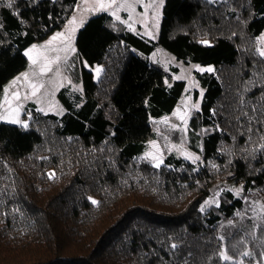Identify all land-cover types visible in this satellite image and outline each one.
I'll list each match as a JSON object with an SVG mask.
<instances>
[{"label":"trees","instance_id":"1","mask_svg":"<svg viewBox=\"0 0 264 264\" xmlns=\"http://www.w3.org/2000/svg\"><path fill=\"white\" fill-rule=\"evenodd\" d=\"M77 2L0 0V98L27 69L24 51L61 30ZM263 31L264 0H165L156 41L91 17L75 43L82 93L63 89L65 112L34 111L27 129L0 122V264H227L222 250L264 264ZM157 48L214 68L195 73L205 92L186 146L198 163L142 157L186 87L150 60ZM82 63L103 67L97 82ZM216 195L219 206L205 203Z\"/></svg>","mask_w":264,"mask_h":264},{"label":"rangeland","instance_id":"2","mask_svg":"<svg viewBox=\"0 0 264 264\" xmlns=\"http://www.w3.org/2000/svg\"><path fill=\"white\" fill-rule=\"evenodd\" d=\"M110 2L111 0H103L105 7L101 9L99 6L100 0H78L72 16L64 27L45 41L34 44L36 47L29 55L36 63L33 64L32 59L27 57V69L9 81L3 89L0 98V122L9 123V120L17 118V112L14 111L17 108L19 109L18 119L21 124L27 123L28 126L34 111L55 115H62L65 112V107L59 98V93L63 89H67L66 92L68 95L74 99L76 94H81L83 91L82 82H78V79H80L79 70L81 69V64L77 58L75 44L77 33L91 17L98 13H107L129 31L153 41L157 40L165 0H163L162 5L160 4V0H116L109 7L108 4ZM117 16L120 17L119 20L116 18ZM73 17L76 18L75 23H69ZM57 33H64V37L57 38L53 41L52 37ZM262 37H264V31L257 39L258 52L264 49V40L261 39ZM32 46L29 48H32ZM57 57H59V60H57ZM149 58L152 62L159 64L169 74L171 79H167L168 82L170 80H181L185 82L186 87L180 102L172 113L157 119L156 122L159 127L156 129L155 135L145 143V150L142 157L151 160L155 164L157 160L153 159V157L163 160L165 152L167 151L192 163L191 160L185 158L184 154L190 153L198 156L199 154L187 148L186 134L192 115L201 108L205 92V89L196 80L195 73H204L199 71L197 66L199 68H214L212 66H203L194 63L185 64L177 61L161 48H157ZM82 65L87 70L93 72L94 80L97 82L103 71V67L95 65L91 68L85 63H82ZM49 68L51 71L47 70ZM97 68L101 70L99 73L95 71ZM24 73L28 74L27 79L23 78ZM17 77H20V79L13 84V81ZM33 84L37 85L35 95L32 94L34 91L32 88ZM40 85L43 86L40 87ZM16 92L20 94L19 99H16L13 95ZM201 92H203L202 97L200 95ZM193 105H198V109L193 107ZM177 109L180 110L179 113H177ZM174 113L176 114L174 115ZM180 117H183L184 120L182 121ZM21 124L14 125L21 126ZM173 125L177 127H173ZM175 133L179 137L178 141L174 140ZM149 153L151 155H146ZM217 196L210 199L209 202L217 201ZM207 204L215 205L216 203ZM261 206H264V204H257L258 209Z\"/></svg>","mask_w":264,"mask_h":264},{"label":"snow or ice","instance_id":"3","mask_svg":"<svg viewBox=\"0 0 264 264\" xmlns=\"http://www.w3.org/2000/svg\"><path fill=\"white\" fill-rule=\"evenodd\" d=\"M115 2H116V0H111V2L108 4V6L111 7L112 4H114ZM211 2H212V3H216L217 0H211ZM225 2H226V0H225ZM14 3H15V0H8V7H9V8L13 7V4H14ZM160 4H161V5L163 4V0H160ZM99 6H100L101 9H103V8L105 7V5H104V3H103V0H100V4H99ZM15 15H16L17 17H19V13H18V12L15 13ZM113 15H115V13H113ZM116 18H117L118 20L120 19L119 16H117ZM75 21H76V18L73 17L72 20L69 21V23H75ZM2 27H3V25L0 24V28H2ZM129 27H131V25H129ZM149 35H151V33H149ZM63 37H64V33H57L56 35H54V36L52 37V40L54 41V40H56L57 38H63ZM261 39L264 40V37H262ZM49 43H51V41H49ZM202 43H204V44H208V41H202ZM35 47H36V46L33 45L32 48H29L27 51H25L24 55H25L26 57H29V59H32V57H31L29 54L33 51V49H34ZM73 51H74V49H73ZM259 55H260L261 57H264V49H262V50L259 51ZM57 60H59V57H57ZM32 63L35 64L36 61H35L34 59H32ZM197 68H198V70L201 71V72H205V71H207V72H212V71H214V69H212L211 67H208V68H199V66H197ZM47 70H48V71H51L50 68L47 69ZM95 71H96L97 73H99L101 70H100L99 68H97V69H95ZM23 78H24V79H27V78H28V74H27V73H24V74H23ZM19 79H20V77H17L16 80L13 81V84H15ZM177 79H179V77H177ZM42 86H43V85H40V87H42ZM32 88L34 89V91H33L32 94L35 95V90H37V85L33 84V85H32ZM13 95H14V97H15L16 99H19V98H20V94H19V92L13 93ZM200 95H201V97H202V96H203V92H201ZM193 107H196V108L198 109L199 106H198V105H193ZM255 110H256V109L253 108V111H255ZM14 111L17 112V118H13V119L9 120L8 122H9V123H12V124H21L20 120L18 119L19 109H18V108H17V109H14ZM41 111H42V109H41ZM179 111H180V110L177 109V113H179ZM175 114H176V113H174V115H175ZM180 119H181L182 121L184 120L183 117H180ZM253 119H255V118H254V117H250V118H249L250 122H251ZM184 122L186 123V121H184ZM21 127H23L24 129H27V128H28V125H27V123H23V124H21ZM173 127H177V126H176V125H173ZM204 131H207V129H205ZM261 148L264 149V145H261ZM146 155H151V154L149 153V154H146ZM184 155H185V158L188 159V160H191L193 164H195V163L200 159V157H199L198 155H195V154L185 153ZM153 159H156V160H157V162H156L155 165H154L155 167H160V165L163 163V160H162V159H158V158H156V157H153ZM48 175H49L50 178H53V177L55 176V173H54V172H53V173H49ZM229 191H231V189H229ZM239 191H240V190L237 189V190H236V193L239 194ZM89 200H90L91 203L94 204V205H98V204H99V201H97V200H95V199H93V198H91V197H89ZM205 203H216L217 206H219L218 202H216V201H211V202L206 201ZM201 211H204L203 206L201 207ZM238 215H239V213H238ZM258 219H259L262 223H264V206H261V208L259 209V212H258ZM255 226H256V225H254V227H255ZM220 239H223V237H221ZM171 248H173V249L177 248V244L173 243V244L171 245ZM238 255H240L241 257H248V256L253 255V253H250V252H248V251H243V252H240ZM218 258L221 259V260H223L224 262H227V264H243V260H242V259L239 260L238 262L235 261V260H234V257H233L232 255H229V254L227 253L226 250H222V251H220V252L218 253Z\"/></svg>","mask_w":264,"mask_h":264},{"label":"water","instance_id":"4","mask_svg":"<svg viewBox=\"0 0 264 264\" xmlns=\"http://www.w3.org/2000/svg\"><path fill=\"white\" fill-rule=\"evenodd\" d=\"M212 192H215V190H213Z\"/></svg>","mask_w":264,"mask_h":264}]
</instances>
